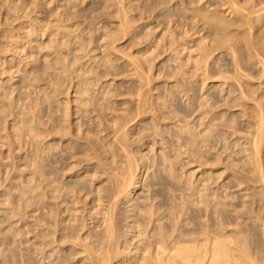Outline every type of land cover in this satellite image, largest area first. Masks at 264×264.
I'll return each instance as SVG.
<instances>
[{
	"label": "rangeland",
	"instance_id": "obj_1",
	"mask_svg": "<svg viewBox=\"0 0 264 264\" xmlns=\"http://www.w3.org/2000/svg\"><path fill=\"white\" fill-rule=\"evenodd\" d=\"M230 1L0 0V264H101L107 213L104 264H264V0Z\"/></svg>",
	"mask_w": 264,
	"mask_h": 264
},
{
	"label": "bare ground",
	"instance_id": "obj_2",
	"mask_svg": "<svg viewBox=\"0 0 264 264\" xmlns=\"http://www.w3.org/2000/svg\"><path fill=\"white\" fill-rule=\"evenodd\" d=\"M230 2L233 4V6L236 5L233 0H231ZM260 9H262V7ZM242 59L243 56L240 53L235 55V60L238 64ZM203 70H205V65L203 67ZM254 147H256L255 142ZM131 179L133 178L129 177L127 181L122 180L117 183L109 196V200L112 201V204L118 201V198L121 196L122 192L131 184ZM102 222L106 223L105 235L107 240L106 249L103 256L101 257V264H104L106 261L108 262L110 260V257L107 256V253L108 248L111 247V243L113 244L114 242L112 237L116 232V228L112 223L111 213H107ZM262 230L264 233V220L262 221ZM222 256L224 257L223 261L220 260L217 242H212L206 250H196L195 253H192L184 248L177 251H171L160 245H154L152 250H147L146 255L142 253V258L149 260L148 264H203L205 259L206 264H230V261L227 258L226 250L222 253ZM249 263L255 264L254 261Z\"/></svg>",
	"mask_w": 264,
	"mask_h": 264
}]
</instances>
